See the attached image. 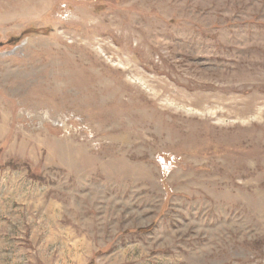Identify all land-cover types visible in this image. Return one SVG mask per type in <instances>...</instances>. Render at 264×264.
<instances>
[{"label": "rangeland", "instance_id": "1", "mask_svg": "<svg viewBox=\"0 0 264 264\" xmlns=\"http://www.w3.org/2000/svg\"><path fill=\"white\" fill-rule=\"evenodd\" d=\"M0 264H264V0H0Z\"/></svg>", "mask_w": 264, "mask_h": 264}]
</instances>
